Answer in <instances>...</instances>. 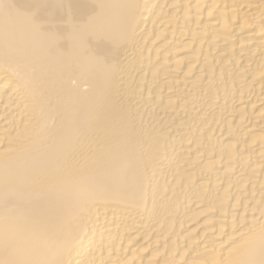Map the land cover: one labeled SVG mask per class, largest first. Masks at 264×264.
<instances>
[{"label": "bare ground", "instance_id": "6f19581e", "mask_svg": "<svg viewBox=\"0 0 264 264\" xmlns=\"http://www.w3.org/2000/svg\"><path fill=\"white\" fill-rule=\"evenodd\" d=\"M0 264H264V0H0Z\"/></svg>", "mask_w": 264, "mask_h": 264}]
</instances>
